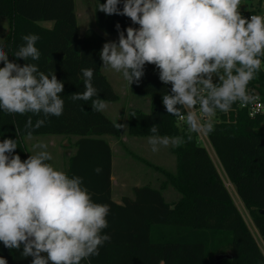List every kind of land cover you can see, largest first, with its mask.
I'll return each instance as SVG.
<instances>
[{"label":"trees","instance_id":"trees-1","mask_svg":"<svg viewBox=\"0 0 264 264\" xmlns=\"http://www.w3.org/2000/svg\"><path fill=\"white\" fill-rule=\"evenodd\" d=\"M97 3L95 24L101 31L117 33V23L121 30L138 27L127 17L96 11ZM0 15L9 21L4 42L9 60L23 65L25 61L15 60L12 54L23 43V35L38 34L36 47L41 56L39 61L29 62L37 63L45 73L54 71L64 83L60 94L65 101L63 114L50 117L32 136H79L66 172L83 178L95 202L110 206L109 227L104 232L111 240L100 248L99 256L91 258V264H216L219 254H232L220 264H264L257 240L196 134L190 142L171 149L178 162L175 172L146 162L166 177L159 188L150 184L134 186V198L125 196L122 203L113 199V153L103 136L120 138L121 128H115L117 122L105 113L92 111L91 101L73 102L69 96L84 90L82 68L94 69L92 82L100 99L117 101L120 96L101 68L103 36L93 28L83 36L78 32L75 0H0ZM42 21H54V25L47 28L40 24ZM157 72L154 65H146L140 83L130 86L133 93L150 97L151 109L129 110V134L151 136L149 128L158 124L160 136L185 135L186 124L170 116L162 104V95L170 91L171 85H163ZM249 89L258 90L264 100V63ZM28 115L0 110V141L16 139V152L22 160L29 155L23 143ZM32 119L35 123L38 117ZM207 136L225 176L235 186L264 241V214L260 213L264 209V116L252 118L235 104L229 113L217 114L215 130ZM96 167L102 168L99 174L94 171ZM168 184L181 195L175 203L165 199ZM21 251L9 250L0 242V257L7 264H31L32 257H21Z\"/></svg>","mask_w":264,"mask_h":264},{"label":"clouds","instance_id":"clouds-1","mask_svg":"<svg viewBox=\"0 0 264 264\" xmlns=\"http://www.w3.org/2000/svg\"><path fill=\"white\" fill-rule=\"evenodd\" d=\"M96 11L138 25L123 30L115 25L117 39L105 42L99 52L102 68L131 86L140 83L146 65H154L159 81L171 85L162 95L166 112L187 126L185 135L160 136L153 124L147 141L151 152L179 147L193 134L208 135L218 113L255 101L249 84L264 63V14L243 16L241 0H98ZM21 39L12 55L23 65L9 60L0 39V110L30 113L24 129L31 139L50 117L63 114L64 83L54 71L45 73L29 62L40 59L39 35ZM81 73L84 90L69 98L91 101L94 112L105 111L107 102L92 82L94 69ZM33 116L38 117L35 123ZM17 148L16 139L0 141V242L9 250L22 249L21 257H32L31 264H91L111 240L104 232L110 206L93 200L82 177L55 168L46 143H35L34 154L25 160ZM94 171L99 174L102 168ZM0 264L7 260L0 257Z\"/></svg>","mask_w":264,"mask_h":264},{"label":"rangeland","instance_id":"rangeland-1","mask_svg":"<svg viewBox=\"0 0 264 264\" xmlns=\"http://www.w3.org/2000/svg\"><path fill=\"white\" fill-rule=\"evenodd\" d=\"M241 12L249 17L254 14H264V0H241ZM8 31H9V26H8L7 18L5 16H0V39H2L4 42L6 40ZM102 71L106 75L109 74V77L111 78L114 75L113 71L108 73L107 70L103 68ZM122 97H123L122 99H119L114 103L107 102V104H112L113 106L117 107V110L114 112L113 115L108 114L106 110L103 112L113 121L117 122L118 124L126 126L121 128L122 131L121 136L124 135L126 136V134H128L127 133L128 117L124 115V112L128 109L130 102L128 98H126V96H122ZM216 119L217 116L214 118V120ZM63 136L65 135L52 134V135L32 136L31 139L27 137L28 138L27 140H29V142L27 143V149H28L27 151L29 152V154H34L33 145L35 143L38 142L46 143L48 145V150L51 152L53 156V160L50 161V163H52L55 168L58 165L59 169L62 170L64 167L63 161L56 160V157L59 154L57 149L58 146L62 142H65L64 141L65 139H61ZM204 141H205L204 143H206V146L202 142L203 145L213 154L211 145L207 143L205 139ZM146 162L163 167L169 171L175 172V168L177 165V158L174 153L170 152V147L167 148L161 147L158 152L153 153L150 150V146L147 144L138 143L135 145H131L130 147L127 148L126 146L122 145L121 142L119 143L118 140H115L113 144V173H114L113 191L116 197L120 198V196H126V195L133 196L134 194L133 187L139 184L140 185L151 184L157 188L161 186L162 181H164L166 177L162 173L150 167ZM122 171L125 176L124 178L120 176V173ZM225 182L227 186L230 187L229 189H231V192L234 194L229 180L227 179ZM122 183H124L123 190L121 187ZM164 195L166 196V199L169 202L176 201L178 199V196L171 188L164 189ZM240 210L245 218L247 227L249 228V230L257 240V242H259V245L262 246V236L260 235L259 230L255 226L248 210L243 207H240Z\"/></svg>","mask_w":264,"mask_h":264},{"label":"crops","instance_id":"crops-1","mask_svg":"<svg viewBox=\"0 0 264 264\" xmlns=\"http://www.w3.org/2000/svg\"><path fill=\"white\" fill-rule=\"evenodd\" d=\"M96 1L97 0H90V3H87L86 0H82V1L81 0H75V12H76V16H77L78 32H79V34L81 36H83L85 34V32L87 31V29L93 28L99 34H101L103 36L104 43L107 42V41H115L117 39V37H118V33H113V34H108L107 33V35H105V32L101 31L95 24L94 4L96 3ZM0 16H3V15H0ZM7 20H8V18H7ZM40 24L42 26H44V27L52 28L53 25H54V21H42V22H40ZM8 26H9V21H8ZM8 33H9V31H8ZM8 33H7V35H8ZM103 44H102V46H103ZM101 68H102V66H101ZM107 72L110 73L112 71L107 70ZM106 76L109 79L111 85L113 86V89L115 90V92L120 96L119 99H122L123 98L122 96H126V98H128V100L130 102L128 109L124 112V115H126V117H128V112H129L130 109H136V110H140V111H143V112H149L150 111V109H151V99H150L149 96L138 95V94L133 93L131 91V89H130V86L122 79V77L118 73L114 72V75L112 76V78L109 77V74H107ZM106 102L114 103L116 101H106ZM107 105L108 106L106 108V112L108 114H110V115H113L114 112L117 110V107L113 106L112 104H107ZM127 127H128V123H127ZM127 130H128L127 131L128 134H126V136L125 135L124 136L120 135L119 139L117 137L111 136V135H104L103 136V138L110 144L111 149H112V153H113V144H114L115 140H118L119 143L121 142L122 145L126 146L127 148L130 147L131 145H135V144H138V143H143V144L149 145L148 142H147L149 136H134V135L129 134V127L127 128ZM121 133H122V131H121ZM48 135H52V134H48ZM39 136H41V135H39ZM27 139H28L27 136H25L23 138V143H24L26 148H27V143L29 142V140H27ZM61 139H65L64 140L65 142H62L58 146L57 149H58L59 154L57 155L56 160H62L63 161L64 167H63L62 170L66 172L67 167H68L69 158L76 152L75 142H76L77 139H79V136L65 135ZM210 145H211V143H210ZM172 148L173 147H170V152L171 153H173L172 150H171ZM211 148H212L213 154H212L211 151H209L208 149L207 150H208L213 162L215 163L219 173L221 174V176H222V178H223V180L225 182L227 180V177L225 176L226 177V179H225V177H224L225 174H223L224 173L223 168L221 167V164L219 162L218 156H217L214 148L212 147V145H211ZM177 165H178V162H177ZM177 165H176L175 171L177 170ZM56 168L59 169V166L57 165ZM146 172H148V171H146ZM120 176H122V178L125 177L124 174H123V171L120 173ZM149 176H150V174H149ZM225 184H226V182H225ZM230 184H231V188H232L234 194L231 192V189H229L230 187H228L227 184H226V186H227V188H228V190H229L234 202L236 203L237 207L239 208V210H240V207H243V208L246 209L243 201L241 200V198L239 197V195H238V193L236 191L235 186L231 182H230ZM145 185H147V184H145ZM169 185L170 184H168V186ZM136 186H144V184L143 185L139 184V185H136ZM152 186L155 187L154 185H152ZM113 187H114V173H113V163H112V197H113V199L116 202L122 203L123 198L125 196H120V198L116 197L115 194H114V191H113ZM121 187H122V190H123L124 183H122ZM168 188H171V189L174 190V192L178 196V199L181 197V195L179 196L180 193H178L174 189V187L172 185L167 187V189ZM126 196L130 197V198H134V194H133V196H129V195H126ZM165 199H166V196H165ZM176 201L169 202L167 200V202H169V203H175Z\"/></svg>","mask_w":264,"mask_h":264},{"label":"built area","instance_id":"built-area-1","mask_svg":"<svg viewBox=\"0 0 264 264\" xmlns=\"http://www.w3.org/2000/svg\"><path fill=\"white\" fill-rule=\"evenodd\" d=\"M250 91L256 97L255 101L248 104V105H245V106H241V105L237 104L238 108L246 111L247 114L252 118H254L256 116H264V100L262 99L261 94L256 89H250ZM179 122L182 123V121H179ZM202 136L198 135V139L201 142V144H203L205 142L204 139L207 141V143L210 144L208 136L203 135V134H202ZM204 144L206 146V143H204ZM258 244H259V242H258ZM260 248H261L262 253L264 255V241H263V239H262V246H260Z\"/></svg>","mask_w":264,"mask_h":264},{"label":"water","instance_id":"water-1","mask_svg":"<svg viewBox=\"0 0 264 264\" xmlns=\"http://www.w3.org/2000/svg\"><path fill=\"white\" fill-rule=\"evenodd\" d=\"M260 213L264 214V209H261L260 210ZM230 257H232V254H219V255H217L215 257V263L216 264H220L221 261H222V259H224V258H230Z\"/></svg>","mask_w":264,"mask_h":264}]
</instances>
